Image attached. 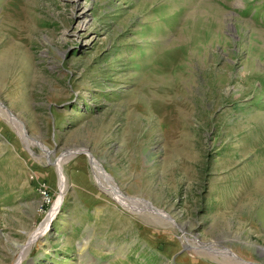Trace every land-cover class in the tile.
I'll return each instance as SVG.
<instances>
[{
	"label": "rangeland",
	"instance_id": "rangeland-1",
	"mask_svg": "<svg viewBox=\"0 0 264 264\" xmlns=\"http://www.w3.org/2000/svg\"><path fill=\"white\" fill-rule=\"evenodd\" d=\"M0 264H264V0H0Z\"/></svg>",
	"mask_w": 264,
	"mask_h": 264
},
{
	"label": "bare ground",
	"instance_id": "bare-ground-1",
	"mask_svg": "<svg viewBox=\"0 0 264 264\" xmlns=\"http://www.w3.org/2000/svg\"><path fill=\"white\" fill-rule=\"evenodd\" d=\"M12 118V119H11ZM10 119H11V121L12 122H19V121H17V119H13V117H11L10 116ZM20 128H21V123H20ZM75 154H72L71 152H70V154L69 155H67V158H65V160H60L59 162L57 161V162H55V164H57V167H58V171H59V173H60V185H61V195L59 196V198L57 199V202L55 203V205H54V207H53V209H52V212L50 213L51 215H50V217H49V219L46 221V223L43 225V227H42V231H40V232H38V234H41V233H43L44 231H47L48 230V227L50 226V224H51V222H52V220L54 219V217H56V215H57V212H58V210H59V207H60V205L62 204V198H63V196H64V194L66 193V189H67V185H66V183H65V177H64V175H63V173H62V171H61V168H62V166H63V162L65 163L67 160H69V159H71L73 156H74ZM92 160H93V162L95 163V166L98 168V162H97V160H95L93 157H92ZM104 177H105V181L108 183V184H110V186H111V189H112V191H116L117 189H119L118 188V186H117V184H116V186L115 185H113L112 183H111V181H110V179L112 180V177L109 175H104ZM114 181V180H113ZM121 194V193H120ZM122 196V195H121ZM122 197H124V196H122ZM136 207V206H135ZM38 235L37 236H35V237H33L32 238V240H31V242H30V244H32V245H34L33 243H34V241H36L37 239H38Z\"/></svg>",
	"mask_w": 264,
	"mask_h": 264
}]
</instances>
